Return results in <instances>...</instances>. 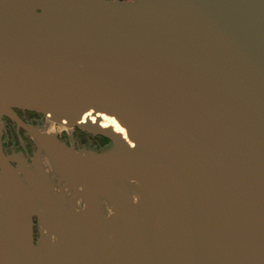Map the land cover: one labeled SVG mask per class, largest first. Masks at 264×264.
Here are the masks:
<instances>
[{
	"label": "water",
	"instance_id": "obj_1",
	"mask_svg": "<svg viewBox=\"0 0 264 264\" xmlns=\"http://www.w3.org/2000/svg\"><path fill=\"white\" fill-rule=\"evenodd\" d=\"M14 106L111 143L0 160V264H264V0H0Z\"/></svg>",
	"mask_w": 264,
	"mask_h": 264
},
{
	"label": "flooded vegetation",
	"instance_id": "obj_2",
	"mask_svg": "<svg viewBox=\"0 0 264 264\" xmlns=\"http://www.w3.org/2000/svg\"><path fill=\"white\" fill-rule=\"evenodd\" d=\"M12 109L16 113L17 119L7 114L0 115V160L8 161L14 167L25 169L24 167L32 165L37 152L41 153L39 156L42 160H44L43 156L45 160H48L46 152L42 147H39V138L35 135L38 130L45 134H56L60 141L75 149L86 148L102 151L111 143L108 137L89 132L77 125L65 127L58 123L53 124L40 111L19 106H14ZM45 160L43 162L46 166ZM45 168L46 171L50 170L47 166ZM19 173L26 177L29 176L24 171ZM47 175L48 177L52 176L48 172ZM51 182L57 189V179ZM33 220V233L36 240L39 234L36 216H33Z\"/></svg>",
	"mask_w": 264,
	"mask_h": 264
},
{
	"label": "bare ground",
	"instance_id": "obj_3",
	"mask_svg": "<svg viewBox=\"0 0 264 264\" xmlns=\"http://www.w3.org/2000/svg\"><path fill=\"white\" fill-rule=\"evenodd\" d=\"M95 68H98V69H106V64L103 62V61H97L96 63H94L93 65Z\"/></svg>",
	"mask_w": 264,
	"mask_h": 264
}]
</instances>
